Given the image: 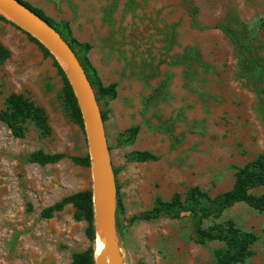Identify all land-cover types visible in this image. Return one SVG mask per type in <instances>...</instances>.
I'll use <instances>...</instances> for the list:
<instances>
[{"label": "rangeland", "instance_id": "1", "mask_svg": "<svg viewBox=\"0 0 264 264\" xmlns=\"http://www.w3.org/2000/svg\"><path fill=\"white\" fill-rule=\"evenodd\" d=\"M23 1L67 21L75 38L92 45L86 56L100 83H116L114 97L94 90L120 218L181 195L174 214L124 226L123 264H214L223 242L196 241L186 193L194 186L210 196L225 192L237 166L264 154V0ZM30 35L0 19L9 51L0 66V110L8 94L21 93L43 108L49 126L46 136L30 124L15 137L0 119V264H71L74 253L90 251L95 264L93 200L90 213L68 203L41 215L71 194L92 197L93 179L91 163L73 159L89 156L84 126L65 102L53 58ZM134 150L158 158L129 160ZM35 151L64 156L28 161ZM226 218L258 236L254 253L237 264H264V212L237 202L213 221Z\"/></svg>", "mask_w": 264, "mask_h": 264}, {"label": "trees", "instance_id": "2", "mask_svg": "<svg viewBox=\"0 0 264 264\" xmlns=\"http://www.w3.org/2000/svg\"><path fill=\"white\" fill-rule=\"evenodd\" d=\"M25 3L42 17L46 18L61 35L70 42L72 48L75 49L78 54L93 88L97 90V94L103 97H114L116 95V83L103 86L96 75L95 68L86 56L87 51L92 45L89 42H81L75 38L71 34L70 26L67 21L61 20L55 22L46 16L42 9L31 6L27 2ZM0 19L13 23L2 14H0ZM261 23H264V18ZM30 37L38 43L45 55H49L53 58L64 82L65 102L71 109L76 122L82 126L83 122L80 109L64 70L55 59L54 55L38 39L31 35ZM8 55V49L0 43V66ZM3 104L4 107L0 110V119L7 125L13 136L23 137L30 124L41 135L46 136L49 134V126L43 108L30 98L21 93L12 92L6 96ZM131 131L132 135H134L137 131V127L132 128ZM63 156L64 154L59 152L49 153L35 151L29 154L27 160L45 164L57 162ZM127 157L129 160L138 162L156 160L158 158L157 155L150 150H134L130 152ZM73 159L80 164H90L89 156L73 157ZM118 188L117 184V189ZM186 200L189 205L188 210L190 212L196 241L198 243H205L207 241L223 242L222 247H218L213 251L215 259L214 264H237L243 262L254 253L252 246L258 239L257 234L239 228L231 219L226 218L220 221H213V218L222 216L227 208L237 202L245 203L251 208L264 212V154L257 156L242 166L236 167L234 182L229 190L215 196H210L199 187L194 186L187 191ZM68 203H82L90 213L92 207L91 192L82 191L66 196L60 201L44 208L41 215L44 217H51L55 212L63 209ZM175 209L181 210V195L178 192H175L169 201H159L150 209L133 214L127 220H122L119 216V212L122 210V203L119 195H117L116 228L119 240L122 239L124 226L130 225L137 220H152L161 215L174 214ZM176 215L178 214L176 213L175 216ZM207 219L212 220L205 223ZM92 260V251L87 254L74 253L71 264H91Z\"/></svg>", "mask_w": 264, "mask_h": 264}, {"label": "water", "instance_id": "3", "mask_svg": "<svg viewBox=\"0 0 264 264\" xmlns=\"http://www.w3.org/2000/svg\"><path fill=\"white\" fill-rule=\"evenodd\" d=\"M0 7L25 22L31 31L0 13L38 39L54 55L68 78L87 136L97 231L100 193L104 201L101 215V229L104 238L101 253L97 257L95 255V264H104L105 260L107 264H123L116 228L117 179L112 168L101 109L87 72L70 42L46 18L23 0H0ZM62 64L70 70V75L67 74Z\"/></svg>", "mask_w": 264, "mask_h": 264}, {"label": "bare ground", "instance_id": "4", "mask_svg": "<svg viewBox=\"0 0 264 264\" xmlns=\"http://www.w3.org/2000/svg\"><path fill=\"white\" fill-rule=\"evenodd\" d=\"M0 13H3L4 15H8L10 16L12 20H14L15 22H17L19 25H21L23 28L31 31L29 29V27L25 24V22L23 20H20L19 18L15 17L13 14H11L10 12H8L7 10L3 9L2 7H0ZM5 15V16H6ZM7 17V16H6ZM63 65V64H62ZM64 69L66 70L67 74L70 75V70L65 66L63 65ZM99 220H98V231H97V237H95V239L97 238V243H96V247H95V242H94V248H96V252H97V256L101 253L102 251V243H103V232H102V229H101V215H102V211H103V204H104V201H103V195L100 193L99 194ZM104 264H107L106 260H105V263Z\"/></svg>", "mask_w": 264, "mask_h": 264}]
</instances>
